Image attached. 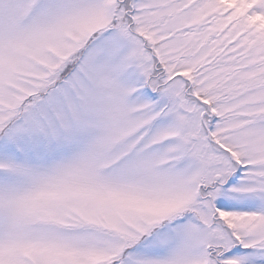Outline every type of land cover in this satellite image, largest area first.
I'll use <instances>...</instances> for the list:
<instances>
[{
	"label": "snow or ice",
	"instance_id": "1",
	"mask_svg": "<svg viewBox=\"0 0 264 264\" xmlns=\"http://www.w3.org/2000/svg\"><path fill=\"white\" fill-rule=\"evenodd\" d=\"M0 264H264V0H0Z\"/></svg>",
	"mask_w": 264,
	"mask_h": 264
}]
</instances>
